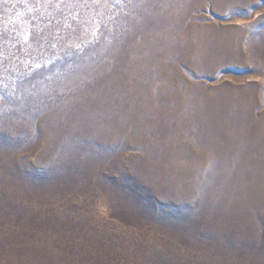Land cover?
Here are the masks:
<instances>
[{"label": "rangeland", "instance_id": "rangeland-1", "mask_svg": "<svg viewBox=\"0 0 264 264\" xmlns=\"http://www.w3.org/2000/svg\"><path fill=\"white\" fill-rule=\"evenodd\" d=\"M0 264H264V0H0Z\"/></svg>", "mask_w": 264, "mask_h": 264}, {"label": "snow or ice", "instance_id": "snow-or-ice-1", "mask_svg": "<svg viewBox=\"0 0 264 264\" xmlns=\"http://www.w3.org/2000/svg\"><path fill=\"white\" fill-rule=\"evenodd\" d=\"M93 35H95V33H93ZM37 67H39V65H37Z\"/></svg>", "mask_w": 264, "mask_h": 264}]
</instances>
